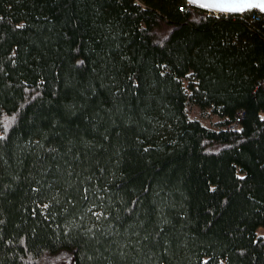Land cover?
Segmentation results:
<instances>
[{
    "label": "trees",
    "instance_id": "trees-1",
    "mask_svg": "<svg viewBox=\"0 0 264 264\" xmlns=\"http://www.w3.org/2000/svg\"><path fill=\"white\" fill-rule=\"evenodd\" d=\"M185 3L0 0V264H264V15Z\"/></svg>",
    "mask_w": 264,
    "mask_h": 264
},
{
    "label": "water",
    "instance_id": "water-1",
    "mask_svg": "<svg viewBox=\"0 0 264 264\" xmlns=\"http://www.w3.org/2000/svg\"><path fill=\"white\" fill-rule=\"evenodd\" d=\"M188 5L207 12L241 15L257 11L264 15L261 7H247L248 4H259L264 0H184Z\"/></svg>",
    "mask_w": 264,
    "mask_h": 264
},
{
    "label": "rangeland",
    "instance_id": "rangeland-1",
    "mask_svg": "<svg viewBox=\"0 0 264 264\" xmlns=\"http://www.w3.org/2000/svg\"><path fill=\"white\" fill-rule=\"evenodd\" d=\"M187 114L190 119L198 120L203 125L210 127V128H216L217 123L219 122V119L216 116L210 115L209 113H203L198 109V107L194 105H190L187 107ZM70 259L65 255L58 257V258H52L51 260H48L46 262L43 261L42 264H70Z\"/></svg>",
    "mask_w": 264,
    "mask_h": 264
},
{
    "label": "built area",
    "instance_id": "built-area-1",
    "mask_svg": "<svg viewBox=\"0 0 264 264\" xmlns=\"http://www.w3.org/2000/svg\"><path fill=\"white\" fill-rule=\"evenodd\" d=\"M188 6H190V5H188L187 3H185V7H187L188 8ZM186 8V9H187ZM189 9V8H188ZM206 14L207 15H213L214 17H219V16H221V15H223V16H225V17H227L228 15H231V14H226V13H224V14H220V13H211V12H206ZM245 14H250L252 17H257V16H259V15H262V14H260V13H258V12H256V11H252V12H248V13H245ZM245 14H241V16L242 15H245ZM239 117H235L234 118V120L233 121H231L230 122V124L228 125V128L229 129H237L238 128V126H239Z\"/></svg>",
    "mask_w": 264,
    "mask_h": 264
},
{
    "label": "snow or ice",
    "instance_id": "snow-or-ice-1",
    "mask_svg": "<svg viewBox=\"0 0 264 264\" xmlns=\"http://www.w3.org/2000/svg\"><path fill=\"white\" fill-rule=\"evenodd\" d=\"M247 7H261L264 10V2L259 4H248Z\"/></svg>",
    "mask_w": 264,
    "mask_h": 264
}]
</instances>
